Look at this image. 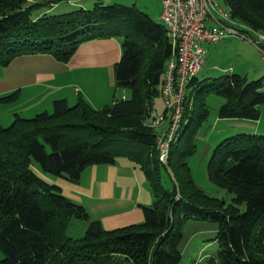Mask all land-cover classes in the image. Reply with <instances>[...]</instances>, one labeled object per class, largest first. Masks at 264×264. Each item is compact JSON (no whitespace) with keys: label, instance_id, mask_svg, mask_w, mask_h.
I'll return each instance as SVG.
<instances>
[{"label":"trees","instance_id":"1","mask_svg":"<svg viewBox=\"0 0 264 264\" xmlns=\"http://www.w3.org/2000/svg\"><path fill=\"white\" fill-rule=\"evenodd\" d=\"M222 3L239 31L264 34V0ZM43 4L0 0V67L35 54L67 62L82 42L118 34L115 87L131 95L114 97L101 109L82 98L72 106L58 99L51 112L30 118L16 114L8 126L0 124V264H178L189 223L214 228L218 253L210 264H264V134L236 133L212 150L207 176L230 194L229 202L201 190L186 161L207 116L203 96L224 99L217 109L221 119L257 120L264 107V77L248 80L233 72L192 77L181 124L162 163L159 133L149 120L172 54L165 26L135 5L97 1L89 9L58 13ZM17 94L0 101H14ZM118 157L139 164L153 194L152 205L141 206L140 223L105 229L43 177L76 180L85 167L112 164ZM161 167L170 187L162 182ZM72 219L87 222L81 237L67 235Z\"/></svg>","mask_w":264,"mask_h":264},{"label":"crops","instance_id":"2","mask_svg":"<svg viewBox=\"0 0 264 264\" xmlns=\"http://www.w3.org/2000/svg\"><path fill=\"white\" fill-rule=\"evenodd\" d=\"M97 1L102 2L93 0V3L89 2L87 5L90 7L78 6L89 9ZM59 7L60 4L56 2L47 10L52 12L54 10L55 12ZM160 11L161 2L158 15H160ZM61 12L68 11L63 10L58 13ZM157 22H160V19ZM233 37H227L219 43L230 38L234 39ZM118 38L112 35L84 41L67 62L57 61L50 55L35 54L19 56L7 66L0 67V98L15 91L18 92L14 101L7 103L0 101V117L8 122L16 114L24 115L26 112L33 114L43 110L51 112L53 102L58 99H63L68 106L74 105L79 98L84 99L94 109L100 108L103 104L107 105L106 95H109L115 86L113 67L121 55V41ZM244 43H249L251 48V45L257 47L250 41H244ZM261 45H264V41ZM207 53L206 50V55ZM109 69L112 77L110 88L107 87L109 82H105V79L110 76ZM224 70L244 75L249 79L248 74L236 71L234 67H228ZM115 90L116 87L111 102L116 97ZM121 96V98H129L124 92ZM23 97L26 98V103L27 101L34 102L27 104L26 108L18 109V103ZM262 111H264V107H260L257 120L240 118L222 120L226 121L227 124L231 123L229 125L234 124L232 128H229L230 132L264 134V126H262L264 124L261 122L264 120V112ZM219 119L221 120V118ZM209 148L207 146L206 153ZM36 172L43 176L37 170ZM43 177L46 181L59 186L63 195L72 202L82 205L88 212L90 219L98 220L105 229L142 222L141 206L149 207L154 200L149 183L139 164L126 157H118L112 164L87 166L76 180L65 177ZM190 224L194 225L192 231H201L209 227L205 223H189L185 227ZM185 235L187 232L184 237Z\"/></svg>","mask_w":264,"mask_h":264},{"label":"rangeland","instance_id":"3","mask_svg":"<svg viewBox=\"0 0 264 264\" xmlns=\"http://www.w3.org/2000/svg\"><path fill=\"white\" fill-rule=\"evenodd\" d=\"M31 1H40L43 2L44 8L47 11L48 7H51L52 4L56 2L60 4V7L55 10V12L59 11H71L79 8L78 5H82V7H90L87 6L90 3H93V0H31ZM103 4H124V5H135L140 8L142 11H145L152 19L155 21H159V8L161 0H100ZM220 7H223L222 0H216ZM92 6V5H91ZM60 9V10H59ZM54 11V10H53ZM41 13V12H40ZM120 38V43H122V36L115 35ZM118 38V39H119ZM234 39H229L227 41L218 42L215 45H206L207 55L205 57V63L202 65V68L196 74V78L199 80L204 78L217 77L226 72L228 67H234L236 71H240L243 74H248L249 79H257L259 77L264 76V46L262 48L250 47L249 43H244V41L249 42L248 39H243L238 36H234ZM251 40L255 42H261L259 38V34L253 33L251 34ZM120 57V56H119ZM110 76L105 79V82H109L107 87H111L112 77L111 71L108 70ZM115 89V86L112 88L110 94L106 95L107 104H109L112 100V94ZM109 90V89H108ZM191 93L193 92V87L189 90ZM127 94L130 97L131 92L129 90H123L121 88H116L115 96L122 97V93ZM25 96V95H24ZM204 105L207 110L206 119L202 122V124L197 127L195 136H194V144H195V152L186 158L188 166L190 168L191 176L196 183V185L203 190L205 193L210 196L224 199L226 202L230 201V194L222 188L214 185L207 176V163L211 156V152L214 147L222 141L225 137L230 135L241 133V132H230L229 128L233 127V125L227 124L226 121L220 120L217 117V109L223 103L224 99L220 96H217L213 93H207L204 96ZM25 97L19 101V106L17 108H26L27 104L33 103L34 101L25 102ZM103 103V102H102ZM71 105V104H70ZM106 104H103L100 108ZM16 106V105H15ZM154 106L156 108V113L161 114L163 110V102L161 96H157L154 99ZM43 110V108H42ZM39 109V111H42ZM44 111V110H43ZM38 112V111H37ZM264 112V111H262ZM1 113V111H0ZM31 113V112H30ZM29 112L24 113V115H19L22 118H30L35 115L36 112L30 114ZM15 117V115H14ZM14 119V118H13ZM6 122L2 117H0V124L3 126H8L12 121ZM264 124V120L261 121ZM168 121L165 122L164 125H167ZM261 124V125H262ZM264 126V125H262ZM207 146L208 149L207 153ZM162 182L166 187H170V181L166 170L161 167L160 168ZM192 224L188 225L184 229V234L187 232L183 239V243L181 245L182 250V258L178 264H210V258L217 261V253H218V244L214 239V228L209 226L204 228L201 231L191 230L193 229ZM87 227V222L81 219H72L66 229V233L70 237H81L84 234V231ZM1 255V253H0Z\"/></svg>","mask_w":264,"mask_h":264},{"label":"built area","instance_id":"4","mask_svg":"<svg viewBox=\"0 0 264 264\" xmlns=\"http://www.w3.org/2000/svg\"><path fill=\"white\" fill-rule=\"evenodd\" d=\"M159 19L170 37L172 54L165 65L160 92L165 111L152 112L149 125L159 133L158 159L166 163L169 145L181 124L186 85L205 62V46L230 36L248 39L255 46L260 42L239 31L236 22L216 0H162ZM257 34L264 41V34Z\"/></svg>","mask_w":264,"mask_h":264}]
</instances>
